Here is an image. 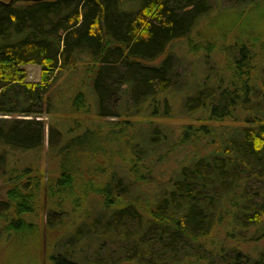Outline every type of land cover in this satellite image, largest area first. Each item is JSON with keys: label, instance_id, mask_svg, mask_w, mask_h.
<instances>
[{"label": "trees", "instance_id": "obj_1", "mask_svg": "<svg viewBox=\"0 0 264 264\" xmlns=\"http://www.w3.org/2000/svg\"><path fill=\"white\" fill-rule=\"evenodd\" d=\"M9 1L0 239L45 209L47 264H264V0Z\"/></svg>", "mask_w": 264, "mask_h": 264}, {"label": "rangeland", "instance_id": "obj_2", "mask_svg": "<svg viewBox=\"0 0 264 264\" xmlns=\"http://www.w3.org/2000/svg\"><path fill=\"white\" fill-rule=\"evenodd\" d=\"M186 41L178 42L174 44L173 49L178 51L180 54L186 53L188 54L191 60L192 58H198L199 53L193 57L190 53L187 52L186 48ZM187 58L185 63V69L192 71L193 64H191V60ZM219 59V57H216ZM220 62H222V57H220ZM198 64V63H197ZM26 71L27 78L26 82L29 83H39L42 77L41 67L38 65L28 64L23 67ZM200 70V69H199ZM199 75L201 70L198 71ZM86 121L90 122L93 116L88 115L83 117ZM45 119H49L45 117ZM160 123H166L170 126H181V125H198L202 122H194L187 119H168V120H160L157 121ZM89 124V123H88ZM210 125V124H209ZM220 125V124H216ZM236 124L232 122H225L222 126H234ZM188 156V152L183 154H175L171 156V159L168 160L169 163H164L163 165L159 166L160 169L169 170L171 168H175L178 163L184 160V157ZM46 158L43 159L42 174L46 171ZM7 187L4 184H0V199H7ZM25 218L33 219L36 224V231L30 232L28 228H23L22 231L19 232L15 230L8 231L5 233L4 236L0 239V264H47V248L48 243L51 239V236L46 229L45 223L47 218V213L45 209L42 212H37V216L29 215L25 216Z\"/></svg>", "mask_w": 264, "mask_h": 264}, {"label": "water", "instance_id": "obj_3", "mask_svg": "<svg viewBox=\"0 0 264 264\" xmlns=\"http://www.w3.org/2000/svg\"><path fill=\"white\" fill-rule=\"evenodd\" d=\"M24 1H37V0H24ZM12 2H13V0H10L9 2L4 3V4H5V5H10Z\"/></svg>", "mask_w": 264, "mask_h": 264}]
</instances>
